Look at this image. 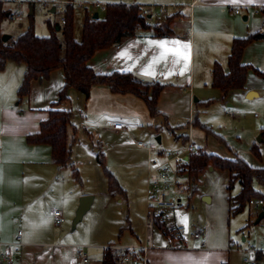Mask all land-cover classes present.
Instances as JSON below:
<instances>
[{"label":"crops","instance_id":"obj_1","mask_svg":"<svg viewBox=\"0 0 264 264\" xmlns=\"http://www.w3.org/2000/svg\"><path fill=\"white\" fill-rule=\"evenodd\" d=\"M0 1L3 3L4 9L11 14L17 13L13 11V8H10L17 4L16 7L21 16L26 12L28 16L32 15L35 21V7L32 0ZM48 1L53 3L51 13L61 14L60 7L65 8L66 12L67 6L62 3L64 1L71 2L74 8L79 9L73 0ZM119 3L122 1L110 0V3L106 5ZM122 4L139 6L146 12L148 22L151 24L164 25L168 18L174 17L170 22L171 34L154 36L147 31L136 36H124L117 45L96 52L88 61V65L100 75L114 72L131 73L143 82H158L164 85L158 98L159 114L156 117L164 119L167 129L174 136L176 143L185 144L188 142L190 121L193 124V135V128L198 123L195 120L197 108L199 106L208 107L215 101L229 108L238 105L244 109L245 103L255 105L256 111H260L261 115L255 114V117L257 119L261 117V126L264 127V118L262 117L264 113V77L249 72L244 88L227 94L221 93L212 86L215 64H219L225 73L228 72V58L233 41L247 38L254 33H264V0H125ZM162 6L166 8V14L162 16L163 20H152V13L158 15ZM234 9H239L240 13L234 14ZM85 11L90 14L98 13L95 10L85 9ZM59 20L61 22V16ZM28 24L22 28V32L27 29ZM57 24L62 26L61 23ZM36 29L34 24L37 36L48 37L50 35L49 28L46 34L42 32L40 35L37 34ZM174 52H179L180 55H173ZM165 54L166 58H162ZM11 63L20 66L16 81H14L18 90L26 66L8 62L0 73H5L7 68H11V71L14 68L15 71V67H9ZM242 63L250 65L264 74V38L252 42L245 48ZM55 77L57 80L52 84ZM64 83V71L57 69L52 71L49 80L33 81L29 95L21 101L18 100L15 105L13 102H5L3 95L0 94V240L13 242L18 231L22 232L16 264H74L80 248L77 245L65 247L66 245L59 242L64 238V235L53 229V211L57 207L45 210L37 204L38 189L42 184L40 180L46 182L48 186L55 185L59 195H61V191H65L66 187L64 181L61 184L62 169H59L53 162L50 146L30 144L26 139L28 135L38 132L40 123L48 118V111L52 108V104L58 100V93ZM75 91V89H69L68 102L59 105L57 109L70 110L73 108L72 98ZM91 92L90 97L94 93L107 101H113L116 96L121 98L129 95L135 96L130 93L114 94L108 86L104 85L94 86ZM22 103L25 105L24 107H21ZM82 111L84 112V110ZM170 121L176 123L175 128L170 124ZM82 123L81 126L86 129L87 124ZM111 128L115 131L126 130L122 124H112ZM162 140L163 138L158 136L156 141L150 144L160 146ZM176 143L172 145H178ZM197 150L203 151L201 148ZM147 165L148 162L145 164V170H147ZM208 169L210 171L219 170L214 167ZM141 178L143 185H146L144 172ZM109 191L115 192L110 189ZM195 192H197L196 189ZM121 193L125 194V191L121 189ZM198 193L200 198L208 196L210 202L213 199L212 195L199 191ZM89 194L80 192L75 199ZM77 205L79 206L78 203L76 207ZM142 224H145V218H143ZM133 233L131 231V234ZM145 234L146 232H144L143 241L141 240L140 243L128 242L122 246L109 245L103 248L101 253L96 251L97 245L89 244L86 253L87 264H101L104 250L110 246L118 250L120 254L125 253L126 249L130 247H140L144 243ZM189 235L190 233L182 238H177L168 236L164 232L156 236L153 233V248L145 254L147 263L237 264L235 251L244 252L246 254L244 259L256 256L255 253L248 252L249 248L255 247L246 246L245 248L232 249L230 242L227 244L219 239L214 240L213 235L206 230L197 240L191 239ZM243 241H246V238H243ZM255 249L262 250L264 248ZM134 254L138 256L141 253L137 251ZM121 264H123L122 261Z\"/></svg>","mask_w":264,"mask_h":264},{"label":"rangeland","instance_id":"obj_2","mask_svg":"<svg viewBox=\"0 0 264 264\" xmlns=\"http://www.w3.org/2000/svg\"><path fill=\"white\" fill-rule=\"evenodd\" d=\"M121 1L123 3L125 0ZM31 2L35 7L34 24L37 27V34L47 33L49 20L54 24L61 23L59 19L64 12L51 13L50 10L53 7L51 1L32 0ZM65 2H62L63 5H70L69 2L66 4ZM98 2L107 4L110 0H73L75 5L85 4L80 9L74 8V38L77 42L82 39L85 9L95 10L100 17H103V12L99 9L87 6L89 3ZM16 5L10 8L18 12ZM153 13L152 20H163L162 16ZM87 14L90 15V12L87 11ZM141 14L146 16L144 10ZM28 20L29 16L26 12L15 20L7 18L2 24V31L4 34L17 37L22 33V28L28 24ZM9 65V67H15V71L14 68L12 71L11 68H7L5 73H0V94L3 95L5 102H13L15 105L19 99H17L14 81L20 66L12 63ZM56 80L55 77L52 84ZM90 93L92 95V92ZM73 95L71 109L76 137L72 146L71 160L78 171L79 179H75L70 167L62 169L61 184L64 181L66 188L64 192L61 191V195L58 194L55 185L51 187L40 180L42 184L38 189L37 204L45 210L57 207L56 209L62 213L65 219L64 224L59 228L55 225L54 219L53 229L64 235L59 242L66 245L65 247L82 246L87 253L89 244L97 245L96 251L102 252L103 248L113 244L122 246L128 242L140 243L146 232L142 221L145 218L143 214L147 211V189L141 177L143 172L145 179L147 177L145 164L148 162L149 153L147 149L138 147V143L148 145L161 136L163 140L160 147L171 149L186 147L188 142L176 143L164 119L151 116L147 105L135 96L129 95L125 98L116 96L113 101H107L94 93L88 99L77 91ZM24 106L22 103L21 107ZM81 109L85 112L84 118H80L78 114V110ZM227 111L232 112L233 116H229ZM255 114L261 116L260 111H256L253 104L245 103L244 109L238 105L233 108L225 107L218 101L208 107L199 106L195 118L198 123L193 128L191 142L195 149L201 148L223 159L240 158L254 169H264V143L257 141L264 127L261 126V117L257 119ZM262 117L264 118V113ZM82 122L87 124L86 129L81 126ZM112 124H122L126 130L115 131L111 128ZM170 124L175 128L174 121H170ZM174 143L178 145H172ZM253 145L256 146V151L252 150ZM99 151L104 154L105 168L112 173L125 194L109 191L104 167L97 160ZM227 182L226 171H210L209 169L204 170L195 182L191 183L188 179L184 191L179 196L171 195L175 201L180 202L179 205L157 211L162 214L160 220L167 225L182 226L186 231L184 235L194 231H209L214 240L219 239L227 244L230 242L232 249L246 246L264 248V219L255 224L264 207L247 204L241 213L230 215ZM254 187L264 198V186L255 181ZM193 189L197 192H193ZM198 191L212 195V201H204L200 198ZM238 191L239 186L236 185L232 194ZM80 192L90 193L89 195L93 196V199L95 196V199L81 221L73 226L78 209L76 204H79V198H75ZM131 231L134 233L131 234ZM162 232V228L156 225L154 235ZM243 238H246V241H243ZM235 255L237 264H244L246 254L235 251Z\"/></svg>","mask_w":264,"mask_h":264},{"label":"trees","instance_id":"obj_3","mask_svg":"<svg viewBox=\"0 0 264 264\" xmlns=\"http://www.w3.org/2000/svg\"><path fill=\"white\" fill-rule=\"evenodd\" d=\"M141 11L142 9L137 5L122 3L108 4L103 17L98 15L96 19L93 18L94 13L89 15L86 11L82 39L77 42L74 39V7L70 4L65 12V24L60 27L59 31L56 29V24L48 22L50 35L48 37L37 36L34 31L33 16L30 15L27 29L17 37H10L4 42L2 24L7 18H11L12 14L4 9L0 1V71L5 69L8 62L26 66L22 82L17 90L19 101L29 95L33 81L49 80L52 71L57 69L64 71V86L58 93V100L48 111V118L40 123L38 132L28 135L26 139L30 144L50 146L53 162L59 169L70 167L76 180L79 179L78 171L71 160L72 146L76 137L73 110L57 109L59 105L68 102L69 89H75L85 99H88L94 86H108L114 94L130 93L141 99L147 105L151 116L159 114L158 98L164 85L158 82H143L131 73L114 72L100 75L88 65V61L96 52L117 45L124 36H136L147 31L154 36L171 34L170 22L174 17L168 18L164 25L151 24L147 16L141 14ZM263 38L264 33L258 32L247 38L235 39L228 58V72L225 73L219 64H215L212 86L221 93L227 94L242 90L249 72L264 77L263 73L242 63L245 48L252 42ZM262 137L264 139V128ZM252 150L256 151L255 145ZM97 160L104 167L109 189L121 192L117 180L104 166L102 151L98 152ZM209 167L229 173L227 192L230 215L241 213L253 199L264 201L262 195L254 187L255 181L264 186V169H254L240 158L228 160L198 150L191 156L187 165L188 178L191 183L195 182L198 176ZM236 185L239 186V191L232 194ZM161 216L162 214H159L156 218V225L170 236L165 223L160 220ZM123 254L110 246L104 250L101 264H121ZM255 259L257 264H264V254L257 253Z\"/></svg>","mask_w":264,"mask_h":264},{"label":"built area","instance_id":"obj_4","mask_svg":"<svg viewBox=\"0 0 264 264\" xmlns=\"http://www.w3.org/2000/svg\"><path fill=\"white\" fill-rule=\"evenodd\" d=\"M71 4V2H69ZM85 4H79L78 8H82ZM88 7L99 9L104 12L106 9V4L101 3H89ZM61 12L65 13V8H59ZM64 13L61 15V25L65 24ZM234 14H239V9L233 10ZM159 14L164 16L166 14V8L164 6L160 7ZM21 16L20 12L11 15V19L18 18ZM80 118L84 117V112L82 110L78 111ZM232 116V112H228ZM189 134H188V145L182 148H171L163 149L157 144L145 145L142 142L138 143V147L147 149L149 153L148 165H147V177H146V204L147 211L145 214V228L146 234L144 243L138 248H128L122 256L123 264H148L145 254L148 250L153 248V233L156 226V218L159 216L157 211L164 209L175 208L179 205V201H175L171 195L179 196L186 186L188 178L187 165L189 164L192 155L198 152L194 148L191 142L192 127L193 124L189 123ZM250 205H255L257 207H264L263 200H251ZM55 225L61 227L65 219L62 213L54 209L53 211ZM167 231L173 237L182 238L184 237L186 231L182 226L178 225H167ZM203 235V231L191 232L189 237L193 240L200 239ZM22 232L18 231L15 241L13 242H3L0 240V264H16L17 254L19 252V247L21 245ZM141 253L136 256L135 252ZM249 253H262L264 254V249L256 250L255 248H249ZM88 257L85 252L84 247H80L76 254V261L74 264H87ZM245 264H257L255 258L244 259Z\"/></svg>","mask_w":264,"mask_h":264},{"label":"water","instance_id":"obj_5","mask_svg":"<svg viewBox=\"0 0 264 264\" xmlns=\"http://www.w3.org/2000/svg\"><path fill=\"white\" fill-rule=\"evenodd\" d=\"M93 18L94 19L98 18V13H94ZM56 29L59 31L60 26L57 25ZM9 38H10V35H7V34H3V36H2V40L4 42L9 40ZM195 101H196V99H195ZM157 141H160V139H157ZM257 141L260 143L264 142V139L262 138V134H260L258 136ZM203 200L206 202H210V198L208 196H204ZM92 202H93V196H91V195H84L79 199V206H78V209L76 211L75 218L73 220V226H76V224H78L81 221L83 215L90 209ZM263 219H264V208L262 209L261 213L259 214L258 218L256 219L255 224L259 223Z\"/></svg>","mask_w":264,"mask_h":264},{"label":"snow or ice","instance_id":"obj_6","mask_svg":"<svg viewBox=\"0 0 264 264\" xmlns=\"http://www.w3.org/2000/svg\"><path fill=\"white\" fill-rule=\"evenodd\" d=\"M161 47H163V45H161ZM173 55H180V53L179 52H174V53H172ZM162 58H166V54L162 57ZM147 74V73H146ZM186 219V218H185Z\"/></svg>","mask_w":264,"mask_h":264}]
</instances>
